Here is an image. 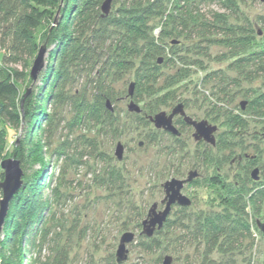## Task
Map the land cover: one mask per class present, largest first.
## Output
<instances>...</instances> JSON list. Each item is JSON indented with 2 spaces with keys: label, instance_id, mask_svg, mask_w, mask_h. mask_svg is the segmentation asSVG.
<instances>
[{
  "label": "rangeland",
  "instance_id": "rangeland-1",
  "mask_svg": "<svg viewBox=\"0 0 264 264\" xmlns=\"http://www.w3.org/2000/svg\"><path fill=\"white\" fill-rule=\"evenodd\" d=\"M191 4L161 1L163 13L152 19L154 32L168 33L164 39L170 48L157 63L156 76L140 78L134 72L124 76L117 98L110 101L114 112L112 119H106L107 129L92 122L69 125L72 114L67 106L53 116L44 159L48 174L42 193L50 196L51 203L44 216L46 244L41 262L115 264L120 237L130 231L135 238L126 246L128 258L123 264H162L167 255L175 264H264V233L257 225L264 222V105L254 115L239 106L264 92V69L260 70L264 60L255 70L251 63L240 67L238 59L248 52L231 58L229 48L220 42L227 38L219 34L231 28L247 29L255 39L253 48L262 49L264 2L235 0L226 7L212 0ZM188 8L195 10L191 12L195 16L203 15L209 27H220L218 34L201 38L203 32L196 33L192 22L182 32L181 12ZM172 40L180 42L171 45ZM49 50L46 45L45 64ZM171 78L179 80L163 88ZM130 82H134L131 97ZM32 87L26 86L24 94ZM131 101L141 109L139 113L128 110ZM179 103L193 120L217 127L214 145L195 140L194 128L180 116L174 118L180 136L154 126L150 118L162 111L169 114ZM237 117L245 120V128L237 127ZM16 133L11 143L7 135L0 161L14 157L24 128ZM118 143L123 146L120 160L115 156ZM38 167L28 164L25 169ZM255 168L256 180L250 175ZM191 171L197 176L181 189L190 205H173L161 229L151 237L140 234L152 205L164 207L163 184L172 178L187 179ZM201 186L211 193L203 206L188 194ZM206 231L212 236H205ZM153 237L159 246L152 243L150 248L147 243ZM214 238L216 245L210 246ZM34 253L33 257L38 256Z\"/></svg>",
  "mask_w": 264,
  "mask_h": 264
},
{
  "label": "trees",
  "instance_id": "trees-1",
  "mask_svg": "<svg viewBox=\"0 0 264 264\" xmlns=\"http://www.w3.org/2000/svg\"><path fill=\"white\" fill-rule=\"evenodd\" d=\"M104 1L0 0V157L8 135L5 125H11L16 131L24 128L14 150L15 158L24 168L23 186L10 202L0 234L1 264H45L39 256L46 244L44 216L51 201L50 196L42 193L48 174L44 159L53 116L60 107H69L72 114L69 125L92 122L107 129L106 119H112L114 111H110L105 102L117 98L124 76L130 72L140 78L156 76L157 63L162 60L166 48H170L164 39L168 33L157 35L152 21L163 13V0H111L113 9L107 15L101 11ZM185 1L187 6L188 2H192L191 7L195 6L196 0ZM212 1L222 7L235 2ZM188 9L181 12V18H184L182 32H187L192 22L196 33L203 32L201 38L218 34L220 27H209L203 15L197 13L195 16L191 14L195 10ZM261 19L264 20V16ZM199 23H202L200 29L197 28ZM180 24L177 23L175 28ZM231 29L219 33L227 38L220 42L229 48L231 58L248 52L238 59V63L243 64L240 67L251 63L255 70L264 60V47L253 48L256 47L255 39L249 36L247 29ZM179 42L172 40L170 44ZM44 43L50 48L45 68L37 80L32 81L29 76L32 61ZM195 52L205 54L200 49ZM263 69L264 66L260 68ZM244 71L245 68L242 73ZM178 80L171 78L163 88ZM30 85L33 87L25 95V88ZM263 105L264 92L239 103L241 110L252 115ZM237 119V127L245 128L242 124L245 120ZM28 164L39 167L31 171L25 169ZM204 235L212 236L207 231ZM151 241L147 243L148 247L157 246L154 237ZM216 242L217 238H214L210 246H215ZM34 252L38 256L33 257Z\"/></svg>",
  "mask_w": 264,
  "mask_h": 264
},
{
  "label": "water",
  "instance_id": "water-1",
  "mask_svg": "<svg viewBox=\"0 0 264 264\" xmlns=\"http://www.w3.org/2000/svg\"><path fill=\"white\" fill-rule=\"evenodd\" d=\"M63 1V0H61ZM260 2H264V0H259ZM111 0H105L101 5V11L104 15H107L110 11ZM56 22V18H55ZM45 53H46V44H42L39 47V50L32 61V65L30 68L29 76L32 81H36L39 73L45 67ZM160 61V60H159ZM134 84L131 82L129 84L128 95L131 97L133 94ZM30 91L28 90L25 95H27ZM106 107L112 111V107L110 106L109 100L105 102ZM244 105V102L241 103V106ZM128 110L130 112L139 113L141 109L138 107L136 103L131 101L128 105ZM175 115H180L183 117L185 123L191 125L194 128L193 137L195 140H203L212 145L215 144L214 132L217 127L215 125L209 124L206 120H193L189 116H187L183 110V105H176L172 111L167 114L162 111L154 115L150 120L153 122L154 126L158 129H162L166 132L174 136H179L180 133L177 128L173 124V117ZM264 138V134H263ZM123 146L118 143L115 149V156L118 160L122 158ZM0 168L2 169L3 179L0 181V190L2 196L0 198V231L4 225L5 218L8 214L9 205L14 195L22 188L23 186V171L20 166V162L17 158H6L0 161ZM258 173V169L255 168L251 171V177L256 180ZM197 176L196 171H191L188 173L187 179H175L165 182L163 184V188L165 191V196L162 199L161 203H164V207L162 209H157V204H153L152 207L148 210L145 219H143L141 225L142 230L140 234L145 235L147 237H151L156 230H159L164 222L166 221L168 215L171 212L172 206L178 204L179 206H189L191 201L188 197L181 193V189L183 185L187 182H190ZM259 229L264 233V222H257ZM135 238V234L133 232L127 231L122 234L120 237L117 250L115 252V259L117 263H121L126 261L128 258V249L127 245L131 243ZM162 264H172L171 256H164L162 260Z\"/></svg>",
  "mask_w": 264,
  "mask_h": 264
},
{
  "label": "clouds",
  "instance_id": "clouds-1",
  "mask_svg": "<svg viewBox=\"0 0 264 264\" xmlns=\"http://www.w3.org/2000/svg\"><path fill=\"white\" fill-rule=\"evenodd\" d=\"M8 130V140L9 143L14 141L16 139V130L11 126V125H5ZM189 195H195L200 201H201V206H203V203L206 202L210 196V191L207 187L201 186L198 188L195 193H188Z\"/></svg>",
  "mask_w": 264,
  "mask_h": 264
},
{
  "label": "flooded vegetation",
  "instance_id": "flooded-vegetation-1",
  "mask_svg": "<svg viewBox=\"0 0 264 264\" xmlns=\"http://www.w3.org/2000/svg\"><path fill=\"white\" fill-rule=\"evenodd\" d=\"M176 116H180V115H175L174 117H173V124H174V118L176 117ZM181 118H182V121L185 123V121H184V119H183V117L182 116H180ZM198 121V120H197ZM187 124V123H186ZM174 126H175V124H174ZM191 126V125H190ZM176 127V126H175ZM177 128V127H176ZM177 130L179 131V133H180V135H181V133H182V131H180L178 128H177ZM179 135V136H180ZM198 141H201V140H198ZM258 169V168H257ZM257 177H258V173H257ZM162 205H164L163 203H161ZM172 264H175L174 262H173V258H172Z\"/></svg>",
  "mask_w": 264,
  "mask_h": 264
}]
</instances>
